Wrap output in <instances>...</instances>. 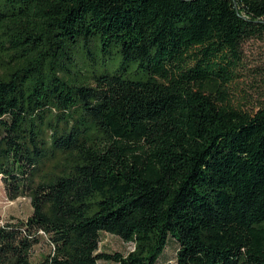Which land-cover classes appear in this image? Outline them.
<instances>
[{"label": "trees", "instance_id": "16d2710c", "mask_svg": "<svg viewBox=\"0 0 264 264\" xmlns=\"http://www.w3.org/2000/svg\"><path fill=\"white\" fill-rule=\"evenodd\" d=\"M262 36L264 0H0V264H264V104L229 100Z\"/></svg>", "mask_w": 264, "mask_h": 264}, {"label": "rangeland", "instance_id": "374dc122", "mask_svg": "<svg viewBox=\"0 0 264 264\" xmlns=\"http://www.w3.org/2000/svg\"><path fill=\"white\" fill-rule=\"evenodd\" d=\"M241 62L237 68V76L229 83V100L237 107L254 112L264 104V36L253 37L242 45ZM29 197L9 199L5 186L0 178V224L9 220L25 219L32 212ZM131 242L124 241L120 236L101 232L100 250L107 252H121L127 254L133 249ZM52 249L48 238L43 235L42 240L35 245L33 260H39ZM177 244L171 238L160 256V261H174ZM99 264H116L113 261L100 260Z\"/></svg>", "mask_w": 264, "mask_h": 264}]
</instances>
